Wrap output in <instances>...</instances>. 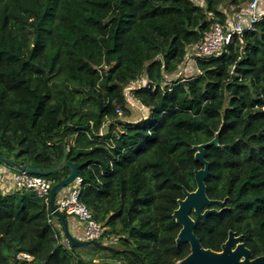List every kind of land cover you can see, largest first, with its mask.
<instances>
[{
    "label": "trees",
    "instance_id": "trees-1",
    "mask_svg": "<svg viewBox=\"0 0 264 264\" xmlns=\"http://www.w3.org/2000/svg\"><path fill=\"white\" fill-rule=\"evenodd\" d=\"M250 1L0 0V163L45 169L67 151L114 247L73 245L49 200L0 184V264H177L191 248L173 213L197 187L195 145L217 132L207 193L225 202L193 215L195 232L221 250L235 230L264 254V17L190 54Z\"/></svg>",
    "mask_w": 264,
    "mask_h": 264
},
{
    "label": "water",
    "instance_id": "water-1",
    "mask_svg": "<svg viewBox=\"0 0 264 264\" xmlns=\"http://www.w3.org/2000/svg\"><path fill=\"white\" fill-rule=\"evenodd\" d=\"M218 135L219 132L211 140L195 145V158L203 164V167L195 169L197 187L195 190H189L184 187L185 196L179 198V205L173 213L176 220L182 225L176 238L177 243L179 244L182 241L189 242L191 248L190 253L179 260L177 264H264V254L253 257L251 249L243 241L244 235L237 234L235 230H230L229 236L222 244L221 250L205 247L195 232L196 219L193 215L204 219L208 214L220 211L217 208L207 206H211L214 203L224 204L225 202V199L210 198L206 184L210 168V161L206 158V147L207 145L218 144ZM0 160H4V158L0 156ZM66 167L70 168V173L55 183L51 189L49 204L52 213L62 221L65 233L73 245L114 248L101 240L81 238L73 234L70 229L69 218L58 206L56 198L59 192L70 185L80 174L78 165L68 159L67 151L60 163L49 168L41 169L29 165H21L18 168L28 173L50 175Z\"/></svg>",
    "mask_w": 264,
    "mask_h": 264
},
{
    "label": "built area",
    "instance_id": "built-area-1",
    "mask_svg": "<svg viewBox=\"0 0 264 264\" xmlns=\"http://www.w3.org/2000/svg\"><path fill=\"white\" fill-rule=\"evenodd\" d=\"M263 17L264 0H251L242 10L230 14L226 24L219 20L212 22L210 28L205 31L204 38L194 46L190 54L207 56L220 51L234 33L242 34L245 30L254 28L255 23ZM12 179L13 187L33 190L38 196L47 200L50 199L55 182L49 175L33 174L22 170L14 171ZM82 182V176L78 175L70 185L59 192L57 203L66 215L74 216L82 224L86 239L100 240L104 226L93 217L92 211L81 201ZM66 242L69 243L68 240ZM17 257L32 259V255L28 252H21Z\"/></svg>",
    "mask_w": 264,
    "mask_h": 264
},
{
    "label": "crops",
    "instance_id": "crops-1",
    "mask_svg": "<svg viewBox=\"0 0 264 264\" xmlns=\"http://www.w3.org/2000/svg\"><path fill=\"white\" fill-rule=\"evenodd\" d=\"M2 171V172H1ZM0 184L3 185L7 190H10L13 187V172L14 170L6 165L0 167ZM75 228L70 226V229L73 233L79 234V232L83 233V229L81 224L75 223ZM80 225V226H79Z\"/></svg>",
    "mask_w": 264,
    "mask_h": 264
},
{
    "label": "rangeland",
    "instance_id": "rangeland-1",
    "mask_svg": "<svg viewBox=\"0 0 264 264\" xmlns=\"http://www.w3.org/2000/svg\"><path fill=\"white\" fill-rule=\"evenodd\" d=\"M193 67H194L193 58H192V60L190 58L189 63L187 62V64L183 66V68L181 69V72L187 74L188 72H190L192 70ZM145 113H147L146 110H145ZM1 166H2V164L0 163V167ZM65 240L67 241V239H65Z\"/></svg>",
    "mask_w": 264,
    "mask_h": 264
}]
</instances>
